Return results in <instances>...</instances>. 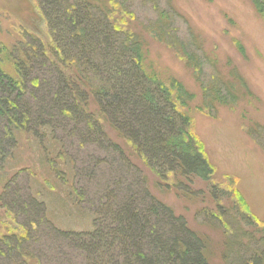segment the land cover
Returning <instances> with one entry per match:
<instances>
[{"label":"trees","instance_id":"1","mask_svg":"<svg viewBox=\"0 0 264 264\" xmlns=\"http://www.w3.org/2000/svg\"><path fill=\"white\" fill-rule=\"evenodd\" d=\"M143 1L155 13L147 23L121 0H36L48 40L20 26L10 47L0 45V202L18 210L25 229L0 235V264H43L48 238L79 256L77 262L59 251L53 258L59 264H208L205 240L151 193L146 169L158 188L183 197L198 196L204 191L195 186L205 184L217 207L225 192L213 183L214 168L192 131L193 92L147 63L141 34L183 60L206 114L253 94L237 67L231 61L219 66L188 24L189 34L179 35L174 16H183L170 0L168 6ZM250 2L264 19V0ZM58 127H70L73 142L91 147L89 166L75 171L84 194L70 186L77 204H89V231L62 230L45 219L44 205L17 183L21 173L30 175L27 168L4 175L19 133L34 137L45 163L62 173L57 163L66 151L55 136ZM231 194L242 203V218L252 222L239 191L232 187ZM245 235L239 228L225 234L224 264H264V236L251 235L253 246L243 247Z\"/></svg>","mask_w":264,"mask_h":264},{"label":"rangeland","instance_id":"2","mask_svg":"<svg viewBox=\"0 0 264 264\" xmlns=\"http://www.w3.org/2000/svg\"><path fill=\"white\" fill-rule=\"evenodd\" d=\"M121 1L139 20L147 23L154 19V11L143 0ZM158 1L162 6H168V0ZM170 1L188 21L185 23L182 17L174 16V27L179 35L185 37L189 34L188 24L199 36L206 53L216 59L219 66L231 61L237 67L253 94L249 99L240 100L234 108L218 107L213 115L206 114L201 108L198 87L183 60L147 33L141 34L147 63L163 76H175L193 92L194 99L188 107L192 131L214 168L213 183L225 193L218 201L220 207L215 206L203 183L195 186L202 188L203 193L183 197L172 189L158 188L155 176L146 169L148 187L176 215L183 216L187 226L205 240L208 264H224L222 253L227 232H234L237 228L247 231L242 240L243 247L253 246L251 235L255 238L264 236V19L250 0ZM20 26L48 40V28L36 0H0V45L10 47L19 36ZM6 68H10L9 63ZM205 68L210 71L209 66ZM68 129L58 127L55 130V136L63 141L66 151L57 163L62 173L55 175L45 163L43 151L34 137L19 133L17 145L5 162L4 175L8 177L20 168H27L30 175L21 173L17 183L44 205L45 219L62 230L89 231L93 227L89 204H77L75 195L70 194V186L73 184L79 192L83 189L80 185L85 186L75 171L81 166H89L91 147L73 142L69 135L72 130ZM248 130L257 131L248 133ZM45 142L52 143L49 137ZM232 187L244 198L250 211L246 214L252 222L247 217L242 218L245 211H242L241 201L231 194ZM204 210L212 212L215 218L218 214L223 215L228 224H218L217 219ZM22 218L18 217V210L9 211L0 202V235L12 231L24 233ZM43 246L44 255L48 256L43 258V264H59L56 258L53 259L59 251L72 253L71 257L79 260L71 249L49 238L44 240Z\"/></svg>","mask_w":264,"mask_h":264}]
</instances>
